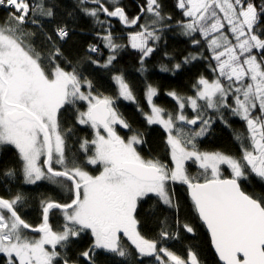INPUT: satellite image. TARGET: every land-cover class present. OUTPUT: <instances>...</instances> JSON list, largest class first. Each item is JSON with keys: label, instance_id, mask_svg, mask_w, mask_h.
<instances>
[{"label": "trees", "instance_id": "obj_1", "mask_svg": "<svg viewBox=\"0 0 264 264\" xmlns=\"http://www.w3.org/2000/svg\"><path fill=\"white\" fill-rule=\"evenodd\" d=\"M8 1V0H6ZM27 8H19L13 2L12 7L0 2V25L8 26L12 18L21 19V27L29 38L23 43L33 54L39 57V65L44 72L53 76L57 68L71 73L79 84L86 83L90 91L101 99L111 101L118 114L123 118L126 128L117 125L126 138L137 136L138 154L155 164L173 167L171 147L167 140V131L158 124H152L146 118L150 105L146 98L149 87L157 93L154 103L162 108L169 118L172 131L182 132L187 138L200 127L203 135L194 137L188 148L196 152L222 153L235 160L242 173L238 177L242 189L264 206V177L259 174L247 158L255 149L254 135L250 122L242 119L235 109V92L228 95V106L209 108L206 101L198 100L195 110L189 102L182 106L178 98L197 96L202 81L219 80L223 91L229 90V81L219 73L218 66L210 49L208 38L200 31L184 33L182 25L190 18L186 9L179 7V0H155V6L164 18L157 26L158 37L149 38L147 50L133 46L130 34L141 31L149 0H24ZM253 4L258 16L253 32L262 40L260 49L253 53L264 62V0H244V6ZM66 29L68 35H63ZM113 38L117 48L113 59L109 61V51L104 45V37ZM195 56V57H192ZM122 76L132 100L122 97L116 78ZM183 115L196 119L194 125L179 120ZM87 110L85 100L71 92L68 101L59 109L58 129L64 135V164H54L55 170L62 171L61 179L65 189L56 183L41 181L27 184L24 175L20 151L12 144L0 143V197L9 200L24 195L27 200L24 208L12 207L29 227L27 233L37 236L39 231L29 230L45 223V211L48 202L69 205L76 199L73 182V169H84L92 177L101 174L100 165L89 163L95 156L96 132L89 122H80V115ZM253 115H260L264 121V112L257 107ZM102 133L105 131L100 127ZM254 155V154H252ZM230 162H228L230 164ZM229 176L231 166H222ZM207 170V169H206ZM194 159L186 163L187 175L207 174ZM226 178H230L226 177ZM170 180L167 192L172 204H165L159 196L148 194L139 198L136 217L143 236L166 245L177 255L186 258L189 249H195L200 264H221L215 254L209 234L199 219L195 204L188 193V184ZM45 203V204H44ZM4 206V205H3ZM55 206V205H53ZM8 208V207H7ZM9 209V208H8ZM11 211V210H10ZM59 207L49 212L52 227H60ZM12 212V211H11ZM41 227V226H40ZM189 227L194 228L191 234ZM78 236L56 248L61 251L56 264L79 261L80 254L93 244L89 231L77 227ZM177 232V233H176ZM174 236L175 239L166 241ZM100 264H114L99 259ZM145 260H119L117 264H147ZM0 264H19L10 260L0 251Z\"/></svg>", "mask_w": 264, "mask_h": 264}, {"label": "rangeland", "instance_id": "obj_2", "mask_svg": "<svg viewBox=\"0 0 264 264\" xmlns=\"http://www.w3.org/2000/svg\"><path fill=\"white\" fill-rule=\"evenodd\" d=\"M12 1L19 8H27L24 0ZM149 2L141 31L131 33L129 36L131 45L143 50H147L146 44L149 38L158 37L155 28L164 21L155 6V0H149ZM178 4L179 7L186 9V14L191 20L182 25L184 33L200 31L203 37L208 38L209 47L213 50L212 57L217 63L219 73L229 81L230 88L225 93L218 78L214 81L205 79L197 96L189 97V99L187 97L186 101L179 97L178 100L182 106L184 102L187 104L189 102L194 110L199 99L206 101L209 108L217 109L228 106L227 97L231 91L235 92L237 95L235 109L242 119L250 122L251 132L254 135L255 149L253 153L248 154L247 158L264 177V121L261 120L260 115H253L257 107L262 113L264 112V62L253 53V50L260 49L263 43L253 32L258 16L257 8L251 3L244 6V0H179ZM21 19L12 18L8 26L0 25V143L12 144L20 151L27 184L34 185L45 180L65 189L61 174L55 170L54 166V164L60 166L65 162L64 135L58 129V113L68 101V95L74 92L87 104V110L80 115V122L91 123L96 132V154L89 158V163L100 165L102 172L99 176L92 177L84 169L71 170L77 179L80 200L73 208L59 211L58 214L65 220V227L60 226L55 229L51 226L48 231L40 233L39 236L27 233L10 209L0 203V251L10 260L17 261L19 264H56L62 253L59 250L56 251V248L76 238L78 225L93 234L97 248L105 245L100 240L104 233L100 223L111 225L114 233L118 231L119 217L113 204L117 196L125 200L126 214L135 228L136 218L133 214L137 208V200L142 196L154 194L163 202L171 203L167 192V184L170 180L204 182L210 179L242 176L239 165L229 161L235 160L234 158L222 153H200L188 148L193 138L203 135V131L197 127L198 132H193L188 138L180 131L176 133L172 131L171 121L163 114L162 108L154 103L157 93L154 87H149L146 92L150 105V112L146 114V118L150 123L158 124L167 131L173 167L168 169L164 165H158L160 176L157 180H144L131 174H118L121 169L120 162L124 160L148 165L157 164L138 154L136 144L139 138L137 136L126 138L118 132L116 144L114 140L101 132L98 124L90 120L88 116L90 107L104 99L93 94L90 89L85 92L82 87L89 88L88 84L77 83L71 73L60 68L53 71L51 78L44 72L39 65V57L23 43V40L27 41L29 35L23 31ZM104 45L109 51V61H111L117 45L109 35L104 37ZM116 82L122 97L132 100L133 96L127 89L123 77L118 76ZM16 106L27 108L47 129L52 150L49 161L52 172L47 170L44 162L48 144L43 126L38 121L26 117L18 121L10 120L7 114ZM109 107L112 111L109 120L112 127L119 125L126 128L123 118L111 101H109ZM182 111L181 108L179 118L181 122L190 125L198 122L196 119L184 116ZM190 159H194L203 169H207L208 173L196 174L188 178L190 176L186 172V163ZM223 165L231 166L232 171L229 176L223 171ZM26 200L27 197L25 198L24 195H18L9 200V203L24 208ZM81 227L78 228L81 229ZM113 241L112 234L106 246L111 249ZM137 247L142 252L154 254L152 258H147V264H162V261H165V264L172 262L186 264L166 251L164 252L167 256H162L153 243L145 245L140 242Z\"/></svg>", "mask_w": 264, "mask_h": 264}, {"label": "water", "instance_id": "obj_3", "mask_svg": "<svg viewBox=\"0 0 264 264\" xmlns=\"http://www.w3.org/2000/svg\"><path fill=\"white\" fill-rule=\"evenodd\" d=\"M89 110L90 120L98 124L112 140H117V133L109 122L112 116L109 102L107 100L98 101ZM7 115L12 121L26 117L42 125L35 114L22 106H16ZM43 129L48 144L45 166L48 171L52 172L49 168L52 153L50 138L44 126ZM120 168L123 172L144 180H157L160 176V168L157 165L123 161ZM59 173L66 174L62 171ZM73 180L77 198L69 205L55 203L57 207L70 209L79 202L77 180L74 178ZM187 185L189 196L195 204L200 221L209 234L212 248L219 262L221 264H264V206L244 192L239 179L233 177L210 179L204 182H189ZM0 203L12 211L20 224L29 227L7 200L0 197ZM52 205L54 203L46 208L45 224L38 227V231L43 232L50 228L49 209ZM63 264L76 263L66 261Z\"/></svg>", "mask_w": 264, "mask_h": 264}, {"label": "flooded vegetation", "instance_id": "obj_4", "mask_svg": "<svg viewBox=\"0 0 264 264\" xmlns=\"http://www.w3.org/2000/svg\"><path fill=\"white\" fill-rule=\"evenodd\" d=\"M112 128H113L114 131H116L117 136H118L119 135L118 132H120V131H119V129H117V125L115 127L113 126ZM114 143L117 144L118 143V140H115ZM47 156H48V151H47ZM47 156L45 157L44 162L46 161ZM51 157H52V153H51ZM124 161H128V160H124ZM122 162H120V163H122ZM118 174H127V173L123 172L120 169V171L118 172ZM73 182H74V180H73ZM74 186H75V182H74ZM75 191H76V188H75ZM105 191H107V190H105ZM170 199H171V197H170ZM138 201L139 200H137V207H138ZM48 203H47V205H50L51 203H54V202H51L50 203V201H49ZM113 204H114V209L118 213V217H119V229H118L117 232L114 233L113 227L111 225H104V224L100 223L101 226H102L101 229L104 228V233L100 237V240L105 245H100L99 246V247H106V248L110 249L109 247L106 246V243L110 242V238H111V236L113 234L114 241H113V244H112V248L110 250L104 249V248H99V247L97 248L96 241H95V237L92 234V236H93V244L92 245H89L88 248L80 254L79 261H68V260H64L63 263L66 262V261H68V262H74L76 264H100L99 263V259H100V262H101V259H103L105 262H107V261H109V262L112 261L113 262L114 261V264L119 263V260L120 259L121 260H131V259L134 260L135 259L136 261L143 259V260L147 261L148 260L147 258H150L151 256H154V254H150V252L149 253H145V252H142V251H140L138 249L137 244L139 245L140 242H143L145 245L147 243H150V244L153 243L154 246L158 249V252H161L162 253V256H164V255H165V257L167 256L165 254V252H164V251H166L171 256L176 257V258H179L180 260H182L186 264H200V262L198 260V257H197V252L193 248L192 249H189L187 251L186 258H183V257L177 255L176 253H174L173 251H171L166 245H159L158 243H156V242H154V241L146 238L145 236H143L142 233H141V231H140V228H139L138 219L136 217L137 208H136V210H135V212L133 214V217L135 216V218H136V226L134 228L132 226L131 222H129L130 221V218L127 216L126 211H125L126 202H125V200L122 197L117 196L116 199H115V201L113 202ZM165 204L171 205L172 204V200H171V203H165ZM54 205L55 206L52 205L50 207L49 212H50V210L53 207L54 208L56 207V204L55 203H54ZM61 209L62 208H60V210ZM59 216H61V215H59ZM61 218H62V216H61ZM57 222H59V225L61 227H65V220H58L57 219ZM49 223H50V227H51L52 226V222L49 221ZM44 224H42L40 226H43ZM66 224H69V223H66ZM20 225L22 226V228H26L22 224H20ZM40 226H37V227H34V228L32 227L29 230H35V231L38 232L37 228L40 227ZM78 227H81V226L78 225ZM81 229L88 231V229H86V228H82L81 227ZM189 230L191 231V234H194V231L195 230H194L193 227H189ZM43 232H46V231H43ZM38 233L40 234L42 232L39 231ZM39 234L37 236H39ZM77 236H78V232H77L76 237ZM163 238H165L166 241H171V240H174L175 239V236L171 240H168L167 239L168 236L166 234V236L163 237ZM169 260H170V258H169ZM165 263H166L165 261H162V264H165ZM171 264H176V263L175 262H172Z\"/></svg>", "mask_w": 264, "mask_h": 264}, {"label": "built area", "instance_id": "obj_5", "mask_svg": "<svg viewBox=\"0 0 264 264\" xmlns=\"http://www.w3.org/2000/svg\"><path fill=\"white\" fill-rule=\"evenodd\" d=\"M0 2L2 4H7L8 3V6L9 7H12V4H13V1L12 0H8V1H6V0H0ZM61 32H62L63 35H66V36L68 35V31L66 29H63Z\"/></svg>", "mask_w": 264, "mask_h": 264}]
</instances>
